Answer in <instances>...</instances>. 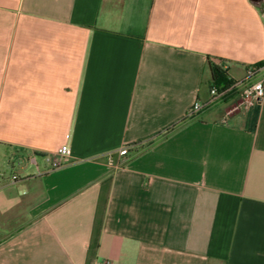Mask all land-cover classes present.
Here are the masks:
<instances>
[{
  "label": "crops",
  "instance_id": "crops-1",
  "mask_svg": "<svg viewBox=\"0 0 264 264\" xmlns=\"http://www.w3.org/2000/svg\"><path fill=\"white\" fill-rule=\"evenodd\" d=\"M210 61L264 66V0H0V264H264V97L189 115Z\"/></svg>",
  "mask_w": 264,
  "mask_h": 264
},
{
  "label": "built area",
  "instance_id": "built-area-1",
  "mask_svg": "<svg viewBox=\"0 0 264 264\" xmlns=\"http://www.w3.org/2000/svg\"><path fill=\"white\" fill-rule=\"evenodd\" d=\"M264 66L253 65L248 67L247 75L241 80H234L230 86L225 89H220L218 86H211V99L207 103H203L200 100H197L190 112L189 115H193L196 112L200 111L206 105L211 104L212 102L218 101L221 98L235 92L239 95L241 102L244 104H252L255 101H260L264 97V75L261 78H256L258 74H261ZM129 153L128 147H123L120 150L121 155H127ZM71 155V148L68 144H62L56 151V156H49L48 161L50 167L45 172L46 173L53 171L57 168H60L64 164V159ZM16 178V176H15ZM106 264H113L111 261H107Z\"/></svg>",
  "mask_w": 264,
  "mask_h": 264
},
{
  "label": "trees",
  "instance_id": "trees-1",
  "mask_svg": "<svg viewBox=\"0 0 264 264\" xmlns=\"http://www.w3.org/2000/svg\"><path fill=\"white\" fill-rule=\"evenodd\" d=\"M209 64L212 71L211 86L216 85L220 89H225L230 86L234 79L228 75L227 71L220 64H213L211 63V61L209 62ZM163 136V134H160V136H158L156 140L162 138Z\"/></svg>",
  "mask_w": 264,
  "mask_h": 264
},
{
  "label": "rangeland",
  "instance_id": "rangeland-1",
  "mask_svg": "<svg viewBox=\"0 0 264 264\" xmlns=\"http://www.w3.org/2000/svg\"><path fill=\"white\" fill-rule=\"evenodd\" d=\"M245 73H246L245 68H243V67L237 68L236 70L233 71V74L238 76V77L246 76L247 73L246 74Z\"/></svg>",
  "mask_w": 264,
  "mask_h": 264
}]
</instances>
